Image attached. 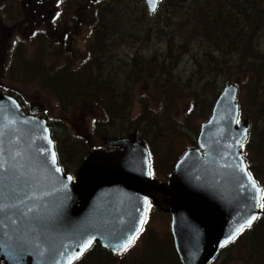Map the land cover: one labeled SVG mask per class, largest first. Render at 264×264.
<instances>
[{"label": "water", "instance_id": "1", "mask_svg": "<svg viewBox=\"0 0 264 264\" xmlns=\"http://www.w3.org/2000/svg\"><path fill=\"white\" fill-rule=\"evenodd\" d=\"M160 1L144 0L150 16ZM236 100V86L226 84L200 125L196 146L185 149L167 183L158 185L135 134L104 139L113 151H93L74 177L64 174L46 123L0 94V263L75 264L94 245L121 256L133 242L117 250L141 233L155 192L171 217L179 263L211 264L232 243L221 247L224 241L255 216L244 230L251 228L260 214L262 191L242 152L250 125L237 123Z\"/></svg>", "mask_w": 264, "mask_h": 264}, {"label": "rangeland", "instance_id": "2", "mask_svg": "<svg viewBox=\"0 0 264 264\" xmlns=\"http://www.w3.org/2000/svg\"><path fill=\"white\" fill-rule=\"evenodd\" d=\"M77 2L79 1L0 0V93L14 97L20 108H24L29 115L31 107H38L39 113L30 115L32 118L59 122L52 123V130L62 144H72V150L67 149V152H64L63 149L62 151L64 160L62 165L71 175L76 174L81 165V159L84 155H88L86 154L88 150L90 152L95 150L110 152V148L105 146L93 130L94 122L98 117V109L89 99L80 101L78 105L70 108L64 105L65 110L60 109L56 103V97L42 86L39 77L36 74H29L36 72L33 69L35 65H41L44 69H48L49 65L53 70L56 66L71 61L70 67L77 70L91 61L89 57L87 58L90 24L86 23L92 18L96 5L89 4L86 0L80 1V4L76 6ZM138 2L145 6L149 21L152 18L156 19L153 21L156 30L168 26L173 27V32L155 37L150 43V49H147L143 43L131 44L130 39L127 42L117 43L115 49L109 51L105 60L112 74L118 68L130 72L129 62L133 60L139 62L143 57L156 59L155 56L158 58L164 56L165 47L161 44L160 37L174 38L178 49L177 45L185 44L189 35L188 31L180 30V22H164L159 19L158 16L161 13L159 5L156 14L150 16L144 0H124L121 4L135 10ZM260 36L262 38L259 41L255 40L250 50H257L259 54H262L264 53V31L257 37ZM38 46L40 47L37 49ZM200 52L198 42L190 40L188 50L176 52L175 56L178 58L171 61L173 64H170L166 71L160 72V75L165 76V81L163 79L158 82L148 81L146 72L143 73L141 70V67L147 68V65L141 64V67H138V64L134 62L133 83L130 85L135 84L131 87L135 101L130 110L129 119H135L138 114L142 113L141 106L146 105L147 114L142 115V118H151L152 126L158 125L157 128H159L147 135L148 139L154 142L150 158L151 174L154 175L157 184L166 181L173 164L182 156L187 147L193 146L196 142L200 125L210 116L216 100H214V94L217 91L221 92L226 84H232L238 90L236 102L239 106L240 122L247 121L253 128L251 132L249 130L251 142L248 148L243 147L244 157L263 182L264 151L258 148L256 138V133L264 135L261 129L264 127V73L260 71L262 60L258 59L256 71L253 73L244 74L240 71L239 74L234 75L230 73L216 75L215 83L197 96L193 104L191 94L198 83L200 72L198 73L192 60ZM55 53L58 57L56 61L50 63L51 54ZM244 61L246 60H241L240 63L243 65ZM233 62L234 57L230 59V63ZM151 71L159 75L156 70ZM258 71L259 75L255 77ZM187 80H191V83L188 84ZM166 87L170 90L175 88L168 102L157 91L164 92ZM115 126L118 130L126 128L119 121ZM73 137L78 139L74 140ZM112 137L111 139H115ZM67 166H71V169H67ZM150 195H155V200L161 204L158 199L159 194L152 192L149 193V197ZM160 206L161 209L167 210V207ZM158 208L148 210L143 229L146 233L135 240L132 248L145 245L150 238L156 241L169 240L171 242L170 216ZM249 235L250 232L246 233L233 246L231 254L238 255V257L228 258L227 253L223 252L214 264H264L258 256L251 254L248 256L246 242ZM256 249L264 257V243Z\"/></svg>", "mask_w": 264, "mask_h": 264}, {"label": "trees", "instance_id": "3", "mask_svg": "<svg viewBox=\"0 0 264 264\" xmlns=\"http://www.w3.org/2000/svg\"><path fill=\"white\" fill-rule=\"evenodd\" d=\"M78 1L76 6L80 4V1L86 0ZM123 1L104 0L93 4L96 5L94 7L95 11L90 21L86 23L90 24V41L87 52V58H90V62L77 70L70 67L71 61L56 66L53 70L49 65L48 69H44L41 65H35L33 69L36 72L29 75L36 74L39 77L42 86L56 97V103L60 109L65 110L64 105L70 108L78 105L80 101L91 100L98 109V117L94 122L93 130L100 139L103 140L112 136V138L120 139L135 134L144 143L151 156L154 142L148 139L147 135L159 128H157L158 125L152 126L151 118H142V115L147 114L146 105L141 106L142 113L138 114L135 119H129L130 110L135 101L131 88L135 84L130 85V83H133L134 62L136 61L129 62L130 72L118 68L112 74L110 73V66L105 63V60L109 51H113L117 43L131 40V44L143 43L147 49H150V43L155 37L172 33L173 27L162 28L164 31L162 29L156 30L153 26V21L156 19L152 18L149 21L143 4L138 2L134 10L126 7L125 4L122 6ZM159 7L161 10L158 16L159 19L164 22H180V30L188 31L189 35L185 40V44L177 45L178 49L175 46L174 38L160 37L162 39L161 44L165 47V55L161 58L155 56L156 59L143 57L139 62H136L138 67H141V64L147 65V68L141 67V70H143V73L146 72L145 75L148 81L158 82L162 79L165 81V76L160 75V72L166 71L168 66L173 64L171 61L178 58L175 56L176 52L188 50L190 40H196L199 48H201L200 54L192 60L198 73L200 72L198 83L191 94L193 104L197 96L204 93L203 91L215 83L216 75L226 73L234 75L239 74L240 71L244 74L253 73L256 71L255 67L258 65L259 58L262 60L260 71L264 73V53L259 54L257 50H250V48H253L254 41H259L263 36L257 37L264 31V27H262L264 25V0H162ZM51 51H53L52 48ZM57 57L58 54H51L50 63L56 61ZM233 57L234 62L230 63V59ZM241 60H246L243 65L240 63ZM241 68L242 70H240ZM151 70H156L159 75ZM92 74H94L93 77ZM258 75L259 71L255 73V77ZM187 83L190 84L191 80H187ZM157 91L168 102L175 88L170 90L166 87L164 92ZM219 93L220 91H217L214 94V100ZM118 121L122 122V125H125L126 128L118 130L115 126ZM52 123L59 122L51 120L47 121V125L54 142L59 165L65 173H68L62 165L64 164L62 151L63 149L64 152H67V149L72 150V144H62L61 140L55 137ZM100 127L102 129H99ZM261 129L264 132V127ZM252 130L253 128L250 125V132ZM256 138L258 148L264 151V135L261 136L260 133H256ZM73 139L77 140L78 138L73 137ZM250 142L249 136L245 145L247 148ZM89 152L88 150L86 154ZM244 161L249 173L264 194V181L262 182L248 165L245 157ZM67 169H71V166H67ZM248 232H250L246 242L248 256L250 254L256 255L263 262L264 257L256 248L263 246L264 243V208L261 209L257 222L246 233ZM240 239L232 242L221 253L226 252L228 258L238 257V255L233 256L231 252L233 246ZM75 264H179V262L169 240L156 241L154 238H150L145 245L136 248L131 247L124 255L118 257L112 256L99 246H94Z\"/></svg>", "mask_w": 264, "mask_h": 264}, {"label": "snow or ice", "instance_id": "4", "mask_svg": "<svg viewBox=\"0 0 264 264\" xmlns=\"http://www.w3.org/2000/svg\"><path fill=\"white\" fill-rule=\"evenodd\" d=\"M237 123H239V121H237ZM53 160H55V156L53 154ZM243 170V169H242ZM57 171H59V169H57ZM261 208H264V203L261 204ZM256 217L253 216L251 219H249L247 222H246V225H242L240 228H238L236 230V232L231 235L227 240L224 241V244L221 245V247H223L224 245H227L229 242L235 240L237 238V236H239V234L244 230V227L245 226H250L253 222V220L255 219ZM135 240V237H131L129 239V241L127 243H125L124 245L121 246L120 249H118L117 251H126L127 248L131 245V243ZM91 244V241H88L87 244H85L83 246V248H87V246ZM83 250V249H82ZM69 264H71V262H69Z\"/></svg>", "mask_w": 264, "mask_h": 264}, {"label": "flooded vegetation", "instance_id": "5", "mask_svg": "<svg viewBox=\"0 0 264 264\" xmlns=\"http://www.w3.org/2000/svg\"><path fill=\"white\" fill-rule=\"evenodd\" d=\"M32 108L33 107H31V111H32ZM25 112H26V114H28V112L25 110ZM29 115V114H28ZM111 150V149H110ZM113 151V150H112ZM151 176H152V174H151ZM154 179V178H153ZM155 180V179H154ZM167 182V178H166V181L164 182V183H158V184H165ZM158 199H159V201L161 202V197L160 196H158ZM154 203H155V195L154 196H151L150 195V197H149V203H148V209H151V208H154ZM161 204H159V208L158 209H160V210H162L163 212H166L167 213V210H164V209H161L160 206Z\"/></svg>", "mask_w": 264, "mask_h": 264}, {"label": "bare ground", "instance_id": "6", "mask_svg": "<svg viewBox=\"0 0 264 264\" xmlns=\"http://www.w3.org/2000/svg\"><path fill=\"white\" fill-rule=\"evenodd\" d=\"M262 27H264V25H263ZM260 30H261V29H260ZM262 30H263V29H262ZM262 30H261V31H262ZM261 31H260V32H261ZM258 32H259V31H258ZM262 33H263V31H262ZM262 33H261V34H262ZM256 34H257V33H256ZM9 97L12 98L14 101H16V102L18 103V101H17L14 97H11V96H9ZM189 147H190V146H189ZM246 232H247V231L242 232V233L239 235V238H242V237L245 235ZM239 238H238V239H239ZM231 244H232V243H231ZM231 244H229V246H230ZM229 246H228V247H229ZM228 247H226V248H228ZM243 249H244V247H243ZM252 253H253V252H252ZM250 258H251V257H250ZM260 261H261V260H260Z\"/></svg>", "mask_w": 264, "mask_h": 264}]
</instances>
